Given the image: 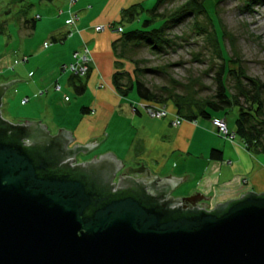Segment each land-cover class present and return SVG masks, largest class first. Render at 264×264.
Wrapping results in <instances>:
<instances>
[{
    "label": "water",
    "instance_id": "water-1",
    "mask_svg": "<svg viewBox=\"0 0 264 264\" xmlns=\"http://www.w3.org/2000/svg\"><path fill=\"white\" fill-rule=\"evenodd\" d=\"M26 80L0 79V105ZM23 121L0 116V264H264V192L207 210L211 192L171 194L191 174L123 167L111 151L77 162L100 141L68 147L70 131Z\"/></svg>",
    "mask_w": 264,
    "mask_h": 264
},
{
    "label": "crops",
    "instance_id": "crops-1",
    "mask_svg": "<svg viewBox=\"0 0 264 264\" xmlns=\"http://www.w3.org/2000/svg\"><path fill=\"white\" fill-rule=\"evenodd\" d=\"M43 1L51 4L52 9L45 7L53 12L50 15L54 17L47 28L36 21L33 32L47 34L49 45L44 46L42 53L36 52L33 56L31 49L28 50L27 54H23L26 59L21 57L12 71L8 67L7 73H0L2 83L10 78L28 79L13 82H21L17 88L23 93H30V96L24 94L23 98H19L22 105L32 101L33 108L26 110L24 116L27 120L45 123L50 135H55L59 128L70 131L74 139L68 147L75 143L84 145L93 138L100 141L87 154H77V162L111 151L116 159L121 160L123 167H138L142 162L152 175L158 177L191 174V177L179 182L171 194L174 197L188 196L191 188L204 196L211 192L207 201L210 208L219 202L239 198L246 191L264 192V154L248 150L236 134L235 140H228L219 134L213 123V118L217 116L185 119L179 125H173L171 118L176 111L171 103L166 104L169 116L153 118L142 109L134 108V104L141 100L138 96L136 99L122 96L115 89L112 75L117 70L118 59L112 43L120 34L116 28L123 25L121 12L133 4L141 3L143 6L144 0H77L70 6L78 17L71 35H67L68 0ZM33 17L36 20L42 15L36 13ZM95 25H103L104 28L97 31ZM51 37L57 40L52 41ZM82 44L89 48L91 61L88 73L80 78L85 83V90L78 95L70 82L72 74L63 72L61 65L70 62L72 52ZM39 56L43 61H35ZM121 62L124 67V61ZM62 73H66L64 77ZM62 77L64 85L72 88L76 95L89 98L82 101L75 118L70 117L69 105L63 101L66 92L59 83ZM13 83L5 89L1 107ZM55 84L60 85V91L55 89ZM17 88L13 91L14 98L21 92ZM54 92L60 96L58 102L53 97ZM45 93L48 94L44 96ZM24 98L27 101H23ZM37 98L44 105L39 107L35 101ZM82 107L85 109L81 110ZM213 148L221 151L220 159L210 156Z\"/></svg>",
    "mask_w": 264,
    "mask_h": 264
},
{
    "label": "rangeland",
    "instance_id": "rangeland-1",
    "mask_svg": "<svg viewBox=\"0 0 264 264\" xmlns=\"http://www.w3.org/2000/svg\"><path fill=\"white\" fill-rule=\"evenodd\" d=\"M155 1L144 0L143 7L151 8ZM27 2L31 4L29 15L33 16L36 13L42 15L36 21L39 25L47 28L50 19L54 17L50 15L53 12L47 11L52 9L51 4L48 5L43 0H27ZM180 2L182 0H174L166 8L173 7ZM7 5V0H0V14H2L0 18L6 21L5 30L0 33V73H7L9 68L12 71L13 67L17 66L24 57L23 54H27L30 49L31 56L36 52L42 53L43 43L49 42L47 34L44 36L41 32H33L31 36L19 33L15 19L11 18V15L5 17L2 13ZM205 6L210 18H206V16L190 17L168 31L169 36H172L177 43L175 46H165L156 53L147 47L135 48V54L129 50L125 51L127 60L129 57H133L138 60L137 67H140L141 70L145 69L140 78L154 91L160 92L162 95H183L190 101L211 95L214 87L213 77L221 64V59L216 54L218 47L215 39L222 33L220 44L225 56L239 59L248 76L264 83V0H206ZM58 17L63 19L62 16ZM149 17L150 14L147 11H143L140 15L142 20ZM137 24L136 21L124 22L123 29L129 30L136 27ZM127 60L124 61V67L121 69L134 77L135 68ZM35 61H43V58L39 56ZM65 74L62 73L63 77ZM63 77L59 80L66 92L63 101L65 105H69L70 117L75 118L77 110L82 106V101L89 98L76 95L72 88L64 85ZM64 80L66 81V79ZM20 83H13L8 88L3 107L0 105V116L12 123H22L23 120H27L24 117L26 110L33 108L32 101L26 105L20 103L19 98H23L24 94L30 96V93H23L20 88H17V86L20 87ZM226 83L231 84L232 80H228ZM14 88L21 91L16 98L13 97ZM46 94L48 93H45L44 96ZM54 96L55 101L58 102L60 96L55 92ZM127 96L137 98L135 90H132ZM35 101L39 107L44 105L39 98ZM239 101L242 106L248 105L243 99ZM52 107L47 109H52ZM222 115L228 129L234 130L236 107Z\"/></svg>",
    "mask_w": 264,
    "mask_h": 264
},
{
    "label": "trees",
    "instance_id": "trees-1",
    "mask_svg": "<svg viewBox=\"0 0 264 264\" xmlns=\"http://www.w3.org/2000/svg\"><path fill=\"white\" fill-rule=\"evenodd\" d=\"M172 1L174 0H156L154 5L148 9H145L141 3L133 4L122 10L121 23L136 21L138 24L126 31L123 29V25H119L122 31L112 43L113 51L118 59L116 62L117 70L112 75L115 89L122 96H126L135 90L139 99L149 103L166 105L170 102L176 113L187 120L208 119L213 115L223 117L222 113H227L231 108L236 107L234 133L245 143L248 150L264 154V83L248 76L239 59L225 56L220 44L223 33L216 34L215 39L218 47L216 54L221 59V64L213 77V92L211 95L198 100L190 101L183 95H162L160 92L154 91L141 80L140 75L145 72V69L141 70L140 67H137L138 60L133 59V57H129L127 60L126 50L135 54V48L147 47L156 53L165 46H175L177 43L172 36H169L168 31L186 19L196 16L210 18L205 6L206 0H182L179 4L166 8ZM7 4L2 13L5 17L11 15V18L15 19L18 29L25 35H30L36 22L35 18L30 16L28 12L31 4L27 0H7ZM143 11H147L150 17L142 20L140 15ZM1 16L2 14H0ZM5 24L6 21L1 19L0 33L5 30ZM51 40L56 41L57 39L51 37ZM125 59L133 64L135 68L134 77L121 69V61H126ZM80 78L75 75L70 77V82L78 95H81L85 90V83ZM228 80H232V83L227 84ZM240 99L246 101L248 105L242 106L239 103ZM84 109L85 107L81 108V110ZM210 156L220 159L221 151L213 148ZM169 213L173 216L181 214L175 210H171Z\"/></svg>",
    "mask_w": 264,
    "mask_h": 264
},
{
    "label": "built area",
    "instance_id": "built-area-1",
    "mask_svg": "<svg viewBox=\"0 0 264 264\" xmlns=\"http://www.w3.org/2000/svg\"><path fill=\"white\" fill-rule=\"evenodd\" d=\"M77 0H68V7L66 11L68 12L69 16L67 19V25L69 26V30L67 32V35H71L72 32L75 30L74 25L76 20L78 19L77 14L72 12L70 10V6L74 4ZM38 17V15H36ZM104 28L103 25H95V30H102ZM117 32H121L122 28L121 26H118L116 28ZM49 45L48 42L44 43V46L47 47ZM26 57H23V60H25ZM91 61V55L89 48L82 44L78 49H75L72 52V60L68 63L61 65V70L63 72H69L72 75L78 76V77H84L88 71H89V63ZM55 89L57 91H60V85L55 84ZM42 92V91H39ZM23 101H27V98H24ZM135 109H142L146 114H148L150 117L153 118H164L170 115L168 112L165 104H154L149 103L143 100L138 101L134 104ZM171 123L173 125H179L185 118L181 117L180 115L172 114ZM213 123L215 124L217 131L219 134L223 135L228 140H235L236 135L232 131H230L227 127V124L224 120V118L216 117L213 118ZM205 209H209L204 207Z\"/></svg>",
    "mask_w": 264,
    "mask_h": 264
},
{
    "label": "flooded vegetation",
    "instance_id": "flooded-vegetation-1",
    "mask_svg": "<svg viewBox=\"0 0 264 264\" xmlns=\"http://www.w3.org/2000/svg\"><path fill=\"white\" fill-rule=\"evenodd\" d=\"M38 149H39V148H38ZM41 150H42V149H39V151H38V152L40 153V155H41ZM43 150H44V148H43ZM42 155H43V154H42ZM42 159H43V158H42ZM44 160H45V159H44ZM45 163L47 164V163H48V160H47V162L45 161ZM43 164H44V162H43ZM59 165H62V164L59 163ZM63 173H64V174H68V171H65V170H64L63 172H60V173H58V174L61 175V174H63ZM120 173H122V169L119 170V171L116 173V176H117L118 174H120ZM105 186H106V184L103 183V185H101V188H106Z\"/></svg>",
    "mask_w": 264,
    "mask_h": 264
},
{
    "label": "bare ground",
    "instance_id": "bare-ground-1",
    "mask_svg": "<svg viewBox=\"0 0 264 264\" xmlns=\"http://www.w3.org/2000/svg\"><path fill=\"white\" fill-rule=\"evenodd\" d=\"M254 23H256V22H254Z\"/></svg>",
    "mask_w": 264,
    "mask_h": 264
}]
</instances>
